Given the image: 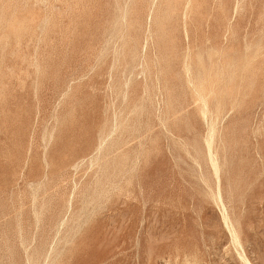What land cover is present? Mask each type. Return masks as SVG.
<instances>
[{
    "label": "rangeland",
    "instance_id": "obj_1",
    "mask_svg": "<svg viewBox=\"0 0 264 264\" xmlns=\"http://www.w3.org/2000/svg\"><path fill=\"white\" fill-rule=\"evenodd\" d=\"M171 2L0 0V264H264V0Z\"/></svg>",
    "mask_w": 264,
    "mask_h": 264
},
{
    "label": "bare ground",
    "instance_id": "obj_2",
    "mask_svg": "<svg viewBox=\"0 0 264 264\" xmlns=\"http://www.w3.org/2000/svg\"><path fill=\"white\" fill-rule=\"evenodd\" d=\"M144 1H145V0H144ZM165 1H166V0H165ZM175 1H177V0H175ZM181 1H182V0H181ZM186 1H187V0H186ZM189 1H190V0H189ZM193 1H194V2H193ZM198 1H199V0H198ZM200 1H202V0H200ZM138 2H139V1H138ZM141 2H142V1H141ZM191 2H193L194 5H197V4H195V3H197L196 0H191ZM235 2H236V1H235ZM9 3H10V2H9ZM139 3H140V2H139ZM143 3H144V2H143ZM168 3H170V1H169ZM168 3H167V4H168ZM172 3L175 4V2H173V0H172V2H171V6H172ZM184 3H185V5H186L187 2H184ZM198 3H199V2H198ZM201 3H202V2H201ZM10 4H13V3H10ZM179 4H180V3H179ZM181 4H183V3H181ZM5 5H6V4H5ZM139 5H141V4H139ZM152 5H153V4H152ZM168 5H169V4H168ZM175 5H176V4H175ZM177 5H178V3H177ZM142 6H143V5H142ZM178 6H180V5H178ZM188 6L190 7V5H188ZM233 6L236 7V3H235V5H233ZM10 7H11V6H10ZM173 7H174V6H173ZM180 7H182V6H180ZM192 7H196V6H192ZM4 8H5V7H4ZM136 8H138V7H136ZM145 8H146V7H145ZM151 8H153V7H151ZM177 8H178V7H177ZM183 8H184V6H183ZM198 8H199V7H198ZM179 9H180V8H179ZM189 9H190V8H189ZM202 9H203V8H202ZM220 9H221V8H220ZM9 10H10V8H9ZM135 10H136V9H135ZM148 10H149V9H148ZM150 10H151V9H150ZM170 10H171V12H172V9H170ZM182 10H183V9H182ZM234 10H235V9H234ZM234 10H233V11H234ZM4 11H5V10H4ZM7 11H8V9H7ZM141 11H142V9H141ZM154 11H155V10H154ZM173 11H174V10H173ZM177 11H178V10H177ZM180 11H181V10H180ZM183 11H184V10H183ZM197 11H198V10H197ZM5 12H6V11H5ZM5 12H4V14H5ZM147 12H148V11H146V13H147ZM151 12H152V11H151ZM155 12H157V11H155ZM155 12H154V13H155ZM192 12H193V11H192ZM200 12H202V11H200ZM210 12H211V11H210ZM220 12H222V11L220 10ZM262 12H263V11H262ZM6 13H7V12H6ZM133 13H134V12H133ZM144 13H145V12H144ZM148 13H149V12H148ZM176 13H177V12H176ZM183 13H184V12H182V15H181L182 17H183ZM222 13H223V12H222ZM222 13H221V14H222ZM10 14H11V13H10ZM200 14H202V13H200ZM204 14H205V12H204ZM234 14H235V13H233V15H234ZM142 15H143V14H142ZM151 15H152V13H151ZM157 15H158V14H157ZM184 15H186V14L184 13ZM188 15H189V14H188ZM188 15H186L187 18H188ZM222 15H223V14H222ZM224 15H225V14H224ZM143 16H144V15H143ZM205 16H206V15H205ZM134 17H135V16H134ZM202 17H203V16H202ZM232 17H233V16H232ZM258 17H259V16H258ZM124 19H125V18H124ZM138 19H139V18H138ZM138 19H137V20H138ZM221 19H222V18H221ZM181 20H182V19H181ZM186 20H187V19H186ZM140 21H141V20H140ZM140 21H139V22H140ZM183 21H184V20H183ZM183 21H182V23L185 25V23H184ZM190 21H191V20H190ZM30 22H31V21H30ZM173 22H174V21H173ZM197 22H198V21H197ZM175 23H176V22H175ZM178 23H179V22H178ZM208 23H209V22H208ZM222 23H223V22H222ZM250 23H251V22H250ZM139 24H141V23H139ZM158 24H159V23H158ZM158 24H157V25H158ZM198 24H199V23H198ZM244 24H245V23H244ZM129 25H130V22H129ZM131 25H132V24H131ZM143 25H144V24H143ZM159 25H160V24H159ZM141 26H142V24H141ZM253 26H254V25H253ZM128 27H129V26H128ZM174 27H175V26H174ZM184 27H185V26H184ZM251 27H252V26H251ZM182 28H183V27H182ZM182 28H181V29H182ZM193 28H194V27H193ZM202 28H203V27H202ZM150 29H151V28H150ZM179 29H180V28H179ZM181 29H180V30H181ZM259 29L261 30V28H259ZM135 30H136V29H135ZM140 30H141V29H140ZM146 30H147V29H146ZM183 30H185V29H183ZM194 30H195V29H194ZM200 30H201V29H200ZM222 30H224V29L221 28V31H222ZM253 30H254V28H253ZM257 30H258V28H257ZM128 31H129V30H128ZM128 31H127V32H128ZM150 31H151V30H150ZM171 31H172V30H171ZM262 31H263V30H262ZM133 32H134V31H132V33H133ZM136 32H137V31H136ZM200 32H201V31H200ZM200 32H199V33H200ZM202 32H203V31H202ZM222 32H224V31H222ZM125 33H126V32H125ZM128 33H129V32H128ZM145 33H146V32H145ZM170 33H171V32H170ZM174 33H175V32H174ZM184 33H185V32H184ZM148 34H149V32H148ZM148 34H147V35H148ZM185 34H186V33H185ZM200 34H201V33H200ZM210 34H211V33H210ZM222 34H223V33H222ZM132 35L134 36L135 34H132ZM150 35H151V34H150ZM183 35H184V34H183ZM183 35H182V36H183ZM203 35H204V34H203ZM126 36H129V35H126ZM145 36H146V35H145ZM186 36H188V35H186ZM195 36H196V35H195ZM205 36H206V34H205ZM217 36H218V34H217ZM137 37H138V36H137ZM197 37H198V35H197ZM223 37H224V36H223ZM138 38H140V37H138ZM147 38H148V37H146V39H147ZM129 39H130V38H129ZM136 39H137V38H136ZM136 39H135V40H136ZM146 39H144V40L146 41ZM178 39H179V38H178ZM223 39L225 40V37H224ZM131 40H133V39H131ZM202 40H203V39H202ZM217 40H218V39H217ZM217 40H216V41H217ZM140 41H141V40H140ZM129 42H130V40H129ZM129 42H128V43H129ZM147 42H148V41H147ZM194 42H195V41H194ZM198 42H199V41H198ZM222 42H223V41H222ZM223 45H224V44H223ZM137 46H138V45H137ZM137 46H136V48H137ZM138 47H139V46H138ZM231 47H232V46H231ZM231 47H230V48H231ZM221 48H222V47H221ZM221 48H220V49H221ZM140 49H141V48H140ZM233 49H234V48H233ZM133 50H134V49H133ZM159 50H160V49H159ZM225 50H226V49H225ZM240 50H241V49H240ZM160 51H161V50H160ZM229 52H230V51H229ZM213 53H214V52H213ZM213 53H212V55H213ZM216 54H217V51H216ZM157 55H158V54H157ZM219 55H220V54H219ZM158 56H159V55H158ZM215 56H216V55H215ZM150 58H151V57H150ZM231 58H232V56H231ZM211 60H212V58H211ZM223 60H224V59H223ZM228 60H229V59H228ZM186 61H187V60H186ZM192 61L194 62V59H193ZM214 61H215V60H214ZM221 61H222V60H221ZM238 61H239V60H238ZM151 62H152V61H151ZM153 62H154V60H153ZM259 62H260V61H259ZM188 64H189V63H188ZM185 65H186V63H185ZM190 65H191V64H190ZM212 65H213V63H212ZM259 65H260V63H259ZM151 66H152V65H151ZM188 66H189V65H188ZM255 66H256V65H255ZM186 67H187V66H186ZM261 67H262V65H261ZM153 68H154V66H153ZM210 68H211V67H210ZM257 68H258V67H257ZM160 69H161V68H160ZM154 70H155V69H154ZM187 70L189 71V74H190V70H189V69H187ZM188 71H187V72H188ZM246 71H247V70H246ZM248 72H249V71H248ZM256 72H257V70H256ZM259 73H260V72H259ZM259 73H258V74H259ZM189 74H188V75H189ZM185 75H187V73H186ZM246 75H247V74H246ZM246 75H245V76H246ZM261 75H262V72H261ZM259 76H260V75H259ZM186 77H187V76H186ZM215 78H217V77H215ZM234 78H235V77H234ZM188 79H191V77L188 78ZM188 79H187V80H188ZM202 79H203V78H202ZM204 79H205V77H204ZM212 79H213V78H212ZM206 80H207V79H206ZM208 80H210V79H208ZM188 81H189V80H188ZM208 82H209V81H207V84H208ZM213 82H214V81H213ZM236 82H238V81H236ZM189 83H190V82H189ZM191 83H193V82H191ZM209 83H211V81H210ZM215 84H217V83H215ZM232 84H233V83H232ZM205 86H206V85H205ZM213 86H214V85H213ZM217 86H218V84H217ZM233 87H234V85H233ZM192 88H193V87H192ZM192 88H191V90H192ZM204 88H205V87H204ZM206 88H207V87H206ZM194 89H196V88H194ZM213 89H214V88H213ZM219 89H221V88H219ZM256 89H257V88H256ZM168 90H169V89H168ZM215 90H216V89H215ZM215 90H214V93H215ZM231 90H232V89H231ZM233 90H234V88H233ZM192 91H193V90H192ZM194 91L196 92V90H194ZM194 91H193V92H194ZM201 91H202V89H201ZM201 91L199 90V92H201ZM197 92H198V91H197ZM199 92H198V93H199ZM202 92H204V90H203ZM205 92H207V90H206ZM230 92H231V91H230ZM191 93H192V92H191ZM207 93H208V92H207ZM233 93H234V92H233ZM246 93H247V92H246ZM194 94H195V93H194ZM203 94H206V93H203ZM212 94H213V90H212ZM212 94H211V95H212ZM213 95H214V94H213ZM150 96H151V95H150ZM257 96H258V95H257ZM194 97H195V95H194ZM205 97H206V96H205ZM209 97H210V96H209ZM209 97H208V98H209ZM195 98H196V97H195ZM253 98H254V96H253ZM145 99H146V98H145ZM212 99H213V98H212ZM260 99H261V98H260ZM194 100H196V99H194ZM143 102H144V101H143ZM197 102H198V101H197ZM197 102H196V103H197ZM199 102H200V101H199ZM207 102H208V101H207ZM252 102H255V101H252ZM140 104H141V103H140ZM207 104H208V103H207ZM196 105H197V104H196ZM200 105H201V103H200ZM208 106H209V104H208ZM216 106H217V105H216ZM198 108H199V107H198ZM205 108H206V107H205ZM247 108H248V107H247ZM214 109H215V108H214ZM216 109H217V107H216ZM257 109H258V108H257ZM217 110H218V109H217ZM210 111H211V110H210ZM212 111H213V110H212ZM208 112H209V110H208ZM216 112H217V111H216ZM199 113H200V111H199ZM209 113H210V112H209ZM209 113H208V114H209ZM214 113H215V112H214ZM217 113H218V112H217ZM217 113H215V114H217ZM212 114H213V112H212ZM208 116H209V115H207V117H208ZM211 116H212V115H211ZM211 116H210V117H211ZM213 116H215V115H213ZM213 118H214V117H212V119H213ZM212 119H211V120H212ZM257 120H258V119H257ZM212 122H213V121H212ZM216 122L218 123L217 120H216ZM210 123H211V122H210ZM127 125H128V124H127ZM214 125H216V123H215ZM209 126H210V124H209ZM214 127H215V126H214ZM138 129H139V128H138ZM208 129H209V128H208ZM214 129H215V128H214ZM209 130H210V129H209ZM230 130H231V129H230ZM210 131H211V130H210ZM215 131H216V130H215ZM257 131H258V128H257ZM211 132H212V131H211ZM211 132H210V133H211ZM210 133L208 132V134H210ZM259 134H260V133H259ZM107 135H108V134H107ZM214 135H215V133H214ZM228 135H229V134H228ZM257 135H258V134H257ZM125 136H126V135H125ZM224 136H225V135H224ZM107 137H108V136H107ZM206 137H207V136H206ZM209 137H210V136H209ZM213 137H214V136H213ZM232 138H234V137H232ZM255 138H256V137H255ZM261 138H262V137H261ZM104 140H105V139H104ZM213 140H214V139H212V141H213ZM231 142H232V141H231ZM238 142H239V141H238ZM260 142H261V144H262V141H260ZM102 143H103V142H102ZM228 143H229V142H228ZM204 144H205V143H204ZM100 145H101V144H100ZM205 145H206V144H205ZM222 145H223V144H222ZM229 145H230V144H229ZM104 146H105V145H104ZM235 147H236V146H235ZM102 148H103V147H102ZM233 148H234V147H233ZM261 148H262V145H261ZM115 149H116V148H115ZM231 149H232V148H231ZM239 149H240V148H239ZM225 150H226V149H225ZM234 150H235V148H234ZM207 151H208V150H207ZM207 151H206V152H207ZM210 151H211V150H210ZM236 151H237V150H236ZM257 151H258V149H257ZM216 152H217V151H215V153H216ZM225 152H226V151H225ZM230 152H231V151H230ZM232 152H234V151H232ZM241 152H242V151H241ZM255 152H256V151H255ZM255 152H254V154H255ZM263 152H264V151H263ZM97 153H99V151H97ZM210 153H212V152H210ZM213 153H214V152H213ZM207 154H208V153H207ZM225 154H226V153H225ZM256 154H257V153H256ZM259 154H260V153H259ZM212 155H214V154H212ZM212 155H211V156H212ZM216 155H218V154H215V156H216ZM228 155H229V153H228ZM92 156H93V155H92ZM207 156H210V155L208 154ZM258 156H259V155H258ZM227 157H228V156H227ZM233 157H234V156H233ZM260 157H261V156H260ZM46 158H47V157H46ZM209 158H210V157H209ZM209 158H208V161H209ZM216 158H217V156H216ZM228 158H229V157H228ZM84 159H85V158H84ZM211 159H212V157H211ZM46 160H47V159H46ZM223 160H224V159H223ZM231 160H232V159H231ZM242 160H243V159H242ZM82 161H83V159H82ZM229 161H230V160H229ZM229 161H228V162H229ZM47 162H48V161H47ZM76 162H77V161H76ZM92 162H93V161H92ZM210 162H211V161H210ZM260 162H261V161H260ZM90 163H91V160H90ZM95 163H96V162H95ZM225 163H226V162H225ZM78 164H80V163H78ZM217 164H218V163H217ZM260 164H261V163H260ZM222 165H224V164H222ZM238 165H239V164H238ZM210 166H211V164H210ZM217 166H218V165H217ZM260 167H262V166H260ZM72 168H73V166H72ZM72 168H71V169H72ZM75 168H76V167H75ZM217 168H219V167H217ZM212 169H213V168H212ZM261 169H262V168H261ZM224 170H226V168H225ZM231 170H232V169H231ZM262 170H263V169H262ZM127 171H128V170H127ZM218 171H219V170L217 169V172H218ZM245 173H246V172H245ZM213 174H214V172H213ZM254 174H255V173H254ZM258 174H259V173H258ZM244 175H245V174H244ZM259 175H260V174H259ZM214 176H215V175H214ZM222 176H223V175H222ZM245 176H246V175H245ZM252 176H253V175H252ZM252 176H251V177H252ZM260 176H261V175H260ZM230 177H231V176H230ZM230 177H229V178H230ZM237 177H238V176H237ZM231 178H232V177H231ZM262 178H263V177H262ZM226 179H227V178H226ZM234 179H235V178H234ZM241 179H242V178H241ZM257 179H258V177H257ZM263 179H264V178H263ZM203 180H204V179H203ZM230 180H231V179H230ZM221 181H222V180H221ZM245 181H246V180H245ZM251 181H252V180H251ZM260 182H261V184H262V181H260ZM36 183H37V182H36ZM205 183H206V182H205ZM252 183H253V182H252ZM98 184H99V183H98ZM219 184H220V182H219ZM116 185H117V184H116ZM214 185H216V184H214ZM42 186H43V185H42ZM216 186H217V185H216ZM219 186H220V185H219ZM263 186H264V185H263ZM212 187H213V186H212ZM87 188H88V187H87ZM87 190H88V189H87ZM112 190H113V189H112ZM33 191H34V190H33ZM103 192H104V191H103ZM36 194H37V193H35L34 196H36ZM208 194H209V193H208ZM214 194H217V193H214ZM83 195H85V194H83ZM211 195H212V194H211ZM95 196H96V195H95ZM104 196H105V195H104ZM215 196H217V195H215ZM85 197H87V196H85ZM32 198H33V197H32ZM83 198H84V197H83ZM216 198H218V196H217ZM220 198H221V197H220ZM33 199H34V198H33ZM213 199H215V198H213ZM84 200H85V199H84ZM108 200H109V199H108ZM87 202H88V201H87ZM103 202H104V201H103ZM216 202H217V201H214V203H216ZM257 202H258V201H257ZM82 203H83V201H82ZM219 203H220V202H219ZM222 204H223V203H222ZM66 205H67V204H66ZM220 205H221V204H220ZM223 205H224V204H223ZM67 207H68V206H67ZM217 207H218V205H217ZM221 207H222V206H221ZM221 207H220V208H221ZM223 207H225V206H223ZM69 208H70V207H69ZM81 208H82V207H81ZM67 209H68V208H67ZM85 209H86V208H85ZM223 209H224V208H223ZM223 209H222V210H223ZM225 210H226V209H225ZM225 210H224V211H225ZM80 211H81V210H80ZM84 211H86V210H84ZM89 211H90V210H89ZM224 211H223V212H224ZM221 212H222V211H221ZM60 213H61V212H60ZM83 213H84V212H83ZM86 213H87V212H86ZM89 213H90V212H89ZM226 213H227V212H225V214H226ZM234 213H235V212H234ZM87 214H88V213H87ZM87 214H86V215H87ZM220 214H221V213H220ZM65 215H66V214H65ZM88 215H89V214H88ZM227 215H228V214H227ZM227 215H226V216H227ZM221 216H222V215H221ZM230 216H231V215H230ZM257 216H258V215H257ZM70 217H71V216H70ZM85 217H86V216H85ZM58 218H59V217H58ZM64 218H65V217H64ZM221 218H222V217H221ZM84 219H86V218H84ZM228 219H229V217H228ZM233 219H234V218H233ZM61 220L63 221V219H61ZM143 220H144V219H143ZM256 220H257V219H256ZM228 221H229V220H228ZM83 222H84V221H83ZM226 222H227V220H226ZM229 222H230V221H229ZM57 223H58V222H57ZM223 223H224V222H223ZM257 223H258V222H257ZM82 224H83V223H82ZM231 224H232V223H231ZM260 224H261V223H260ZM61 225H62V223L60 222V226H61ZM139 225H140V224H139ZM226 225H227V224H226ZM256 225H257V224H256ZM258 225H259V224H258ZM55 226H56V224H55ZM81 226H82V225H81ZM55 228H56V230H57L58 226L55 227ZM227 228H230V226H229V227L227 226ZM231 228H232V227H231ZM59 229H60V228H58V230H59ZM61 229H62V228H61ZM232 229H233V228H232ZM236 229H237V228H236ZM58 230H57V232H58ZM62 230H63V229H62ZM62 230H61V231H62ZM230 231L233 232L232 230H230ZM235 231H236V230H235ZM228 232H229V229H228ZM219 233H220V232H219ZM59 234H60V232H59ZM63 234H64V233H63ZM75 234H76V232H75ZM230 234H231V233H230ZM233 234H234V235H233V236H234V239H235L238 243H240L239 235L236 234V233H233ZM55 235H56V234H55ZM55 235H54V236H55ZM220 236H221V235H220ZM242 236H243V235H242ZM58 237H59V235H58ZM63 237H64V236H63ZM207 237H209V236H207ZM217 237H218V236H217ZM231 237H232V236H231ZM210 238H211V237H210ZM212 238H213L212 240H214V237H212ZM52 239H53V238H52ZM210 240H211V239H210ZM230 240H231V239H230ZM65 242H67V241L65 240ZM65 242H62V243H65ZM212 242H213V241H212ZM212 242H211V243H212ZM233 242H234V241H233ZM54 243H55V241H54ZM51 244H52V243H51ZM218 244H219V243H218ZM240 244H241V243H240ZM247 244H248V243H247ZM64 245H65V244H64ZM237 245H239V244H237ZM252 245H253V244H252ZM255 245H256V244H255ZM52 246H53V245H52ZM210 246L212 247V245H210ZM210 246H208V247H210ZM214 246H215V245H214ZM232 246L234 247L235 244H234V245L232 244ZM240 246H241V245H240ZM256 246H257V245H256ZM258 246H259V245H258ZM258 246H257V247H258ZM64 247H65V246H64ZM208 247H207V248H208ZM217 247H218V246H217ZM215 248H216V247H215ZM234 248H236V246H235ZM238 248H239V247H238ZM240 248H241V247H240ZM52 249H53V248H52ZM209 249H211V248H209ZM218 249H219V248H218ZM241 249H242V248H241ZM49 251H50V250H49ZM216 251H217V249H216ZM237 251H238V250H237ZM240 251H241V250H240ZM242 251H243V250H242ZM251 251H252V250H251ZM48 253H49V252H48ZM212 253H213V251H212ZM214 253H215V252H214ZM243 253H244V252H243ZM239 254L241 255L242 253L239 252ZM237 255H238V254H237ZM46 256H47V255H46ZM207 256H208V255H207ZM241 256H242V255H241ZM244 256H245V255H244ZM195 257H196V256H195ZM46 259H48V258L46 257ZM185 259H186V258H185ZM239 259H240V257H239ZM241 260H242V259H241ZM187 261H188V260H187ZM239 261H240V260H239ZM244 261H245V260H243V262H244ZM247 261H248V263H249V260H247ZM46 262H47V261H46ZM185 262H186V261H185ZM189 263H190V262H189ZM240 263H241V262H240ZM191 264H192V263H191ZM244 264H246V263L244 262ZM249 264H250V263H249Z\"/></svg>",
    "mask_w": 264,
    "mask_h": 264
}]
</instances>
